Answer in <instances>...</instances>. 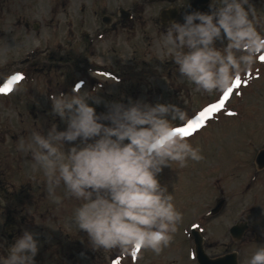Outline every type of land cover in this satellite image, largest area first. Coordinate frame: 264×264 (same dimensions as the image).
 I'll list each match as a JSON object with an SVG mask.
<instances>
[{"label":"rangeland","instance_id":"obj_1","mask_svg":"<svg viewBox=\"0 0 264 264\" xmlns=\"http://www.w3.org/2000/svg\"><path fill=\"white\" fill-rule=\"evenodd\" d=\"M252 4L257 17L264 18V0ZM165 6L149 0H0V87L13 75L22 76L9 84V92H0V165L6 184L22 200V215L12 216L14 228L39 234L37 264H197L190 226L202 234L209 257L236 252L238 263L248 264L256 248L264 246V167L254 163L264 149V53L226 91L196 93L179 80L176 65L159 46L166 30L159 11ZM119 7L130 10L131 17L120 19ZM198 9L207 10V4ZM103 14L118 19L108 40L94 37ZM113 38L116 53H107L103 49ZM112 64L118 67L113 77L95 70L104 65L110 72ZM73 90L106 99L146 93L177 102L189 113L178 127L193 124L185 138L200 147L203 158L183 168L172 162L161 174L182 220L158 255L146 249L125 255L119 249H94L71 222L77 202L61 186L56 193L61 203H54L30 153L17 150L33 132L59 123L49 97ZM219 200L224 202L211 213ZM243 220L249 226L244 249L228 235V228ZM14 239L0 236V258Z\"/></svg>","mask_w":264,"mask_h":264},{"label":"clouds","instance_id":"obj_2","mask_svg":"<svg viewBox=\"0 0 264 264\" xmlns=\"http://www.w3.org/2000/svg\"><path fill=\"white\" fill-rule=\"evenodd\" d=\"M184 5L188 9L179 21L166 22L159 46L176 65L179 80L196 93L224 92L264 53V18L257 17L252 0H208L207 10L191 8L190 0ZM49 99L59 123L17 145L30 153L48 196L60 204L56 193L63 186L77 202L71 222L94 249L158 255L182 220L161 174L172 162L183 168L203 158L200 147L177 131L189 113L177 102L146 93L106 99L73 90ZM40 246L39 234L25 228L0 264H37ZM248 264H264V246Z\"/></svg>","mask_w":264,"mask_h":264},{"label":"flooded vegetation","instance_id":"obj_3","mask_svg":"<svg viewBox=\"0 0 264 264\" xmlns=\"http://www.w3.org/2000/svg\"><path fill=\"white\" fill-rule=\"evenodd\" d=\"M159 2H165L166 3V6H165L166 9L167 8H171V9L173 8L174 9L173 11H175L177 14L175 16V20L179 19V17L181 16V13H182V9L185 6L182 4L181 0H174L172 2H167L166 0H162ZM83 10H84V8L82 6L81 11H83ZM128 12L130 14L126 17L130 18L132 14H131L130 10H128ZM121 18L122 17H120V19ZM100 22H101L100 32H97L94 37L99 38V37L106 35V37L104 39L108 40L107 37H110V35H108V34L111 32H115V30L117 29L118 19L111 14H103L100 18ZM68 23L70 24L69 21H68ZM24 25L27 26L28 25L27 22H25ZM85 37L87 38L86 40H89V41H91V39H92V38H90V36H88L86 34H85ZM109 42L111 44L108 47L104 48L103 50L106 49L107 53H116L117 45L114 44L115 43L114 38L112 39V41L110 40ZM115 68L118 69V67L115 64H112L111 69H109L110 72H108V68L104 65L101 67H97L95 70H98L99 72L105 71L104 72L105 77H108V76L113 77L114 72L116 71ZM7 181H8V179H7L6 171H3L1 169V165H0V200L4 201L3 206H0V214L4 218V224H3L4 232L0 236L1 237L6 236L7 239L12 240V238H16V235H18V233L20 231L18 226L15 225L16 228H14L12 216L14 217V216L22 215V210H21L22 200L18 201V190H14L11 186L6 184ZM18 204H20V205L18 206ZM248 230H249V226L247 224L245 231L242 233V235L238 239H236V240H239V243L241 242L243 249H244V246H245L244 244L246 241L245 236H246ZM228 235H230V234H228ZM255 239H257V237ZM251 241L253 243H257V242H259V239L258 240L252 239ZM203 244H204V240H203ZM236 262H237V264H239L238 259H237V255H236Z\"/></svg>","mask_w":264,"mask_h":264},{"label":"water","instance_id":"obj_4","mask_svg":"<svg viewBox=\"0 0 264 264\" xmlns=\"http://www.w3.org/2000/svg\"><path fill=\"white\" fill-rule=\"evenodd\" d=\"M171 1V0H168ZM208 2V0H191L190 6L191 8H195L198 5H204ZM187 8L184 9L187 10ZM122 9H120L121 11ZM124 13V11H123ZM125 14V13H124ZM174 15L173 9H167V10H162L160 12L161 16V21L164 24V18L165 17H171ZM255 162L258 168H261L264 166V149H261L257 152V155L255 157ZM223 203V200H219L216 204V206L211 210L212 212H216L219 210ZM244 230V224H234L230 228V233H233L234 236H239ZM191 233L193 237V241L195 244V252H196V258L198 260L199 264H236L234 260V254H225L224 256L217 257V258H208L204 252L202 251L201 248V236L200 234L192 227L191 228Z\"/></svg>","mask_w":264,"mask_h":264},{"label":"snow or ice","instance_id":"obj_5","mask_svg":"<svg viewBox=\"0 0 264 264\" xmlns=\"http://www.w3.org/2000/svg\"><path fill=\"white\" fill-rule=\"evenodd\" d=\"M261 58L264 59V57ZM20 79H22V76L19 73L13 75L7 83L3 84V87H0V92H9L11 90L9 88V84H11L13 81H19ZM76 87H79V85H76ZM192 127L193 124L189 123L186 128H178L177 131L181 132L182 135H187L188 132L192 129Z\"/></svg>","mask_w":264,"mask_h":264}]
</instances>
